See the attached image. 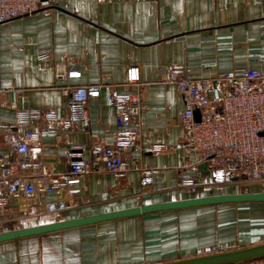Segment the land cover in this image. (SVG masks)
Segmentation results:
<instances>
[{
    "label": "crops",
    "instance_id": "obj_1",
    "mask_svg": "<svg viewBox=\"0 0 264 264\" xmlns=\"http://www.w3.org/2000/svg\"><path fill=\"white\" fill-rule=\"evenodd\" d=\"M173 65L195 78L241 68L264 71V0H50L46 9L0 23V87L8 90L0 95V153L17 131L11 106L65 117L70 87L100 84L84 119L70 130L44 119L32 124L39 138L31 147L41 157L35 172L63 178L72 162L90 158L92 145L114 144L116 112L107 94L124 90L131 67L139 71L145 104L141 133L126 152L125 177L89 173L76 185L29 202L0 195L9 217L0 221V232L152 203L264 192V185L178 187L180 175L197 177L177 122L182 99L165 83ZM57 67L78 76L58 79ZM200 170L202 183L208 182L205 165ZM145 171L152 184L142 189ZM53 201L62 207L46 212L44 204ZM260 244L264 202L224 203L0 242V264H162Z\"/></svg>",
    "mask_w": 264,
    "mask_h": 264
},
{
    "label": "built area",
    "instance_id": "obj_2",
    "mask_svg": "<svg viewBox=\"0 0 264 264\" xmlns=\"http://www.w3.org/2000/svg\"><path fill=\"white\" fill-rule=\"evenodd\" d=\"M49 1L0 0V23L46 9ZM47 57L45 54L40 58ZM56 72L58 79L78 76L73 72L62 73L58 67ZM165 83L174 85L182 99L183 111L177 122L186 132L187 147L193 159L190 168L197 177L195 181L188 175H180L178 187L195 191L199 186L264 185V71L241 68L195 78L183 66L173 65L167 71ZM121 86L123 91L109 90L107 94L108 103L116 112L114 144L92 145L90 158L72 162L69 174L63 178L35 172L40 167L41 157L39 151L31 147L39 138L32 124L44 119L56 122L59 130H70L84 119L86 103L99 96L102 85L70 87L65 117L11 106L15 110L17 131L9 138L7 150L0 153V195L29 202L76 185L81 176L89 173L104 171L117 178L125 177L129 171L126 152L141 133L140 117L145 108L137 68L127 69ZM7 91L0 87V95ZM45 132L53 133L55 129ZM201 165H205L209 174V181L205 183L199 174ZM13 166L18 170L16 174L11 170ZM28 169L34 174H25ZM34 180L39 181L38 187ZM151 184V172L145 171L140 185L147 189ZM75 191L68 189V192ZM4 205L0 203V221L9 220L3 211ZM61 207L60 201L44 204L46 212ZM238 264H264V257Z\"/></svg>",
    "mask_w": 264,
    "mask_h": 264
},
{
    "label": "water",
    "instance_id": "obj_3",
    "mask_svg": "<svg viewBox=\"0 0 264 264\" xmlns=\"http://www.w3.org/2000/svg\"><path fill=\"white\" fill-rule=\"evenodd\" d=\"M198 120L197 113L195 114ZM245 202H264V192H242L233 194H219L207 197H197L191 199L152 203L140 205L137 207L112 211L108 213L70 219L65 221H57L32 227H25L10 231L0 232V242L17 240L30 236L43 235L51 232L76 228L81 226L92 225L122 218L140 216L144 214L180 210L193 207H201L208 205H217L224 203H245ZM264 244L238 249L234 251L221 252L216 254L203 255L199 257L183 259L162 264H238L248 260L263 258Z\"/></svg>",
    "mask_w": 264,
    "mask_h": 264
}]
</instances>
